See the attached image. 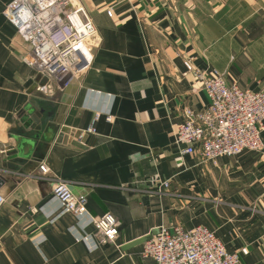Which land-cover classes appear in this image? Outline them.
<instances>
[{"label":"crops","instance_id":"obj_1","mask_svg":"<svg viewBox=\"0 0 264 264\" xmlns=\"http://www.w3.org/2000/svg\"><path fill=\"white\" fill-rule=\"evenodd\" d=\"M11 1L0 0V264H153L144 241L175 224L208 227L237 264H264V148L202 162L174 143L183 108L209 102L184 60L264 90V0H77L97 28L94 61L51 95L5 16ZM56 178L87 196V212L64 208ZM105 212L118 221L114 243L93 223Z\"/></svg>","mask_w":264,"mask_h":264},{"label":"built area","instance_id":"obj_2","mask_svg":"<svg viewBox=\"0 0 264 264\" xmlns=\"http://www.w3.org/2000/svg\"><path fill=\"white\" fill-rule=\"evenodd\" d=\"M108 14L113 15V10H108ZM6 16L30 45L26 63L47 78L40 86L43 93L53 94L56 87L68 85L91 68L94 61L91 41L97 28L77 0H12ZM184 66L200 82L209 102L199 111L183 108L184 119L174 136L179 155H197L207 162L243 150L263 149L264 90L252 91L229 84L217 70H199L190 59L184 60ZM100 116L98 113L88 131L79 135V141H83L87 132L95 131ZM112 119V115L107 116V120ZM40 170L47 173L49 168L43 163ZM147 181L156 185L158 192H164L171 183L170 178L159 177ZM52 189L68 212L88 211L87 196L75 194L69 181L56 178ZM5 200L0 193V209ZM93 223L100 243L116 242L119 227L112 212L95 217ZM142 256L150 258L153 264H237L239 259V254L228 251L208 227L185 228L180 224L161 226L148 236Z\"/></svg>","mask_w":264,"mask_h":264},{"label":"rangeland","instance_id":"obj_3","mask_svg":"<svg viewBox=\"0 0 264 264\" xmlns=\"http://www.w3.org/2000/svg\"><path fill=\"white\" fill-rule=\"evenodd\" d=\"M5 16H6V14H5ZM112 16V15H111ZM7 17V16H6ZM17 29V28H16ZM17 32H18V30H17ZM28 64V63H27ZM30 66V65H29ZM31 67V66H30ZM32 68V67H31ZM33 69V68H32ZM36 71V70H35ZM36 72H38V71H36ZM38 73H40V74H42L43 76H44V74L43 73H41V72H38ZM44 77H46V76H44ZM74 82V81H73ZM72 83V82H71ZM39 89H40V87H39ZM41 91V90H40ZM42 92V91H41ZM43 93V92H42ZM44 95H47V94H45V93H43ZM108 116V115H107ZM96 118V117H95ZM95 118H94V120H95ZM93 120V121H94ZM93 121H92V123H93ZM92 123L87 127V129H85V130H87L88 131V129H89V127L92 125ZM95 126V125H94ZM84 130V131H85ZM96 130H97V128H96V126H95V131L94 132H87V133H93V134H95L96 133ZM83 132V131H82ZM81 132V133H82ZM263 140V139H262ZM84 141V140H83ZM83 141H79V142H82L83 143ZM264 143V142H263ZM244 151V150H243ZM242 151V152H243ZM258 151H260V150H258ZM241 153V152H240ZM236 155H238V154H236ZM223 156H226V155H223ZM232 156H234V155H232ZM220 156H218L217 158H219ZM217 158H215L214 160H216ZM214 160H212V161H214ZM148 184H150L151 185V187H154V189L156 190V188H155V186L156 185H154L153 183H149V182H147ZM171 184V183H170ZM170 189V187L168 188V189H165L164 190V192H166V191H168ZM181 225V224H180ZM165 226V225H164ZM173 226V225H172ZM165 227H170V226H165ZM211 230V229H210ZM214 232V231H213ZM215 234V233H214ZM152 235V234H151ZM148 238V237H147ZM146 238V239H147ZM99 240V239H98ZM145 242V241H144ZM101 244H103V243H101ZM104 244H106V243H104ZM224 245V244H223ZM225 246V245H224ZM144 258H147V257H144ZM150 259V258H149ZM151 260V259H150ZM239 260V259H238ZM152 261V260H151ZM238 263V262H237Z\"/></svg>","mask_w":264,"mask_h":264}]
</instances>
